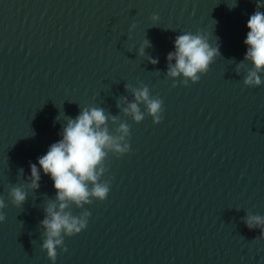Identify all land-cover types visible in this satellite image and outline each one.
<instances>
[{"label":"water","instance_id":"obj_1","mask_svg":"<svg viewBox=\"0 0 264 264\" xmlns=\"http://www.w3.org/2000/svg\"><path fill=\"white\" fill-rule=\"evenodd\" d=\"M255 10L256 0H0V264H52L40 222L56 192L43 172L28 186L29 163L88 107L127 123L131 150L105 161V201L68 209L90 216L55 264H264L260 229L244 223L264 216V84L245 87L236 67ZM185 32L221 53L187 87L166 59ZM143 86L163 101L159 124L143 104L140 123L122 112ZM13 186L27 193L20 208Z\"/></svg>","mask_w":264,"mask_h":264},{"label":"clouds","instance_id":"obj_2","mask_svg":"<svg viewBox=\"0 0 264 264\" xmlns=\"http://www.w3.org/2000/svg\"><path fill=\"white\" fill-rule=\"evenodd\" d=\"M261 8H264V2L256 0V10L247 21L248 32L244 40L247 51L244 59L236 66L237 73L240 69L246 71L243 80L245 87L264 84L261 78V74H264V12ZM151 19L156 22L158 16L154 14ZM132 27L135 28V24ZM148 47H151V43L145 39L139 54L144 55V49ZM219 48L218 43L212 47L208 35L202 32L177 35L174 40L175 50L166 57L167 76L173 80L182 77L181 82L185 87L189 86V81L197 83L208 72L215 58L221 55ZM148 61L156 65L159 58L148 57ZM232 62L235 63L234 60ZM246 62L252 67L249 68ZM175 86L174 83L173 87ZM132 92L134 102H128L124 98L127 106L122 109L123 114L140 123L145 118V113L140 108L143 104L147 115L152 117L155 124H159L163 119V101L151 96L147 86L132 89ZM109 122L118 124L114 132H110ZM59 135L61 138L49 146L46 154L38 157L37 163H29L30 176L27 178L32 190L40 188L41 172L53 181L56 196L54 200H48L44 207V218L40 222L45 237L42 249L47 251L52 264H55L58 247L67 251L63 247L64 237L79 234L88 224L90 212L84 210L76 216L68 209L73 205L83 209L94 200L105 201L111 184V180H102L108 171L105 161L109 154L120 158L131 150L128 142L130 126L120 122L116 116L106 115L103 108H83L75 118L67 117ZM9 197L12 205L20 208L26 202L27 193L23 186H13ZM5 207V200L0 196V223L6 219L2 211ZM244 223L249 230L260 229L259 238L264 239V216L248 214Z\"/></svg>","mask_w":264,"mask_h":264}]
</instances>
